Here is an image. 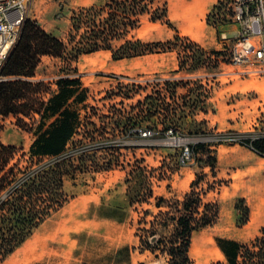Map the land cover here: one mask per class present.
Masks as SVG:
<instances>
[{
	"label": "rangeland",
	"instance_id": "374dc122",
	"mask_svg": "<svg viewBox=\"0 0 264 264\" xmlns=\"http://www.w3.org/2000/svg\"><path fill=\"white\" fill-rule=\"evenodd\" d=\"M137 3L138 11L144 10V14L139 17L138 27L130 29V23L135 19L133 0H35L23 34L45 31L66 45L68 50L62 57H41L35 76L23 79L35 84L43 83L42 93L37 99L45 102L50 98L51 92L57 91L55 83L60 78L79 80L82 89L88 91V99L84 104L86 108L81 111L79 135L70 142L65 154L73 156L76 166H82L65 179L64 190L68 201L83 194L101 193L100 185L106 183L104 180L110 181V186L113 185L110 192L119 195L126 191L127 195L130 187V197L135 199L139 196L138 199L143 200L147 195L144 185L151 177L155 197L165 198L172 213H175L185 195L192 191L191 184L197 179V174L205 175L206 179L200 183L198 191L204 193L205 203L218 204L219 216L212 226L194 232L190 257L194 264L225 262L217 239L250 245L262 236L264 229L250 226L251 218L246 225L240 223L243 208H239L241 204L238 201L244 199L248 206L247 198H242L247 186L238 181L234 183L231 173L236 169L221 171L222 164L220 166L218 161V153L222 150L252 151L254 142L264 140V73L258 76L244 74V69L232 65L233 39H223L220 46L214 48H202L183 42L181 38L172 42L144 40L149 34L161 33V23L167 24L169 29L171 27L165 21L167 10L164 1L152 5L145 4L142 0H137ZM83 9H93V13L97 14L96 20L101 25L110 18L118 17L116 21H120L121 26L116 38L111 41L113 52H118L115 58L133 51L136 41L150 47L149 52L139 57L122 59L136 60L135 73L128 76L114 74L117 70L113 66L105 67L103 64L100 67L96 58L88 55L73 61L71 49L82 34L91 30V26L86 25L78 33L73 27L74 16ZM217 9L211 25L220 29V37L229 35L234 27L230 1L221 0ZM72 36L77 38L74 43H71ZM113 52L111 63L114 65V62L121 60L115 59ZM157 54H166L164 63L169 61L171 68L176 63L178 70L170 74L163 73L161 68H158V72H144L145 66L150 67L151 71H157V67L161 66L162 59L154 57ZM197 61L200 62L199 66L193 70ZM4 66L0 70L1 77ZM166 75L170 79L163 80ZM150 96H153L152 99H147ZM153 103L157 104L162 116L149 119L150 110L154 109ZM167 105H170V109L177 110V115L181 117L179 130L183 138L191 139V149L194 151L197 145H206L210 153H195L192 162L183 165L181 151L177 148L165 145L145 148L138 144L140 138L133 132L139 129H152L155 133L154 143L165 139L163 120ZM229 109H233L235 121L242 123L244 130L213 128L210 122L202 120L204 115ZM38 120L39 115L33 113L30 116H0V139L4 145L16 148V156L11 165L20 163L21 166H27L28 153L36 139ZM223 136L234 138L235 141L219 142V138ZM213 157L217 158L216 178H213L210 168ZM138 167L145 170L147 177L140 188L134 187L137 179L129 177ZM190 175L193 176L192 182H189ZM127 179H130L128 185ZM215 181L220 184H214L213 189ZM226 196L229 198L225 199ZM156 202V199H152L148 203L128 207L132 231L135 229L138 233L139 229L150 228L149 223L155 221L156 217H161L160 212L170 211L167 207L157 209ZM146 212L149 213L148 216L145 215ZM161 223L160 218L157 220V240L169 236L173 229L174 223L169 228H164ZM139 234L145 235L143 232ZM208 241L212 244L211 253L199 251ZM99 246L102 247V244ZM217 249L222 256L217 255ZM136 250L135 262L130 264H168L169 258L164 254H159L158 257L151 251L145 254L140 246ZM97 264H103V261H98Z\"/></svg>",
	"mask_w": 264,
	"mask_h": 264
},
{
	"label": "trees",
	"instance_id": "16d2710c",
	"mask_svg": "<svg viewBox=\"0 0 264 264\" xmlns=\"http://www.w3.org/2000/svg\"><path fill=\"white\" fill-rule=\"evenodd\" d=\"M133 1L135 19L131 21L130 29L138 27L139 17L144 14V10L138 11L137 0ZM217 10L216 7L209 15V24L212 23ZM96 18L97 14L93 13V9H83L74 16L73 27L78 33L86 25L91 26V30L82 34L77 42L76 37H71V43L76 42L70 51L73 61L102 50L113 52L111 41L116 38L121 23L116 21L118 19L116 17L110 18L101 25ZM133 45H135L133 51L125 52L115 58L118 54L116 51L113 52V57L122 60L136 58L149 52L150 47L141 41H136ZM122 49L123 47L120 50ZM67 50L66 45L45 31L24 33L2 70V76L10 80L0 82V116L8 118L11 115L30 116L33 113L39 115L40 120L35 129L36 139L28 153L27 166H21L20 163L11 165L16 156V148L4 145L0 139V264L68 201L64 190L65 179L82 167L75 165L73 156H65V154L70 142L79 135L82 123L81 111L86 108L84 104L88 99V91L82 89L79 80L60 78L55 83L57 91L51 92L46 102L43 99H40V102L37 96L42 93L43 83L35 84L23 79H31L35 76L41 57H62ZM199 63V61L195 63L193 70L199 66ZM165 84L169 85L168 82ZM152 108L154 109L150 110L149 119L157 115L162 116L157 104L153 103ZM167 108L163 120L165 132L171 129L179 130L181 117L177 115V110L170 109V105H167ZM253 144L255 145L253 151L264 158V140ZM200 152L210 153L206 145H197L193 155ZM211 160V174L216 178L217 158L213 157ZM129 177L137 179L134 187L139 188L144 184L145 178L147 179L145 170L141 167L132 171ZM205 179V175L197 174V179L191 184L192 191L185 195L175 213H172V208L165 198L155 197L151 177L144 185L147 190L146 199H138L139 196L135 199L130 197L131 188L128 187L129 192L127 191L126 195L128 207L156 199L157 209L170 208V211L160 212L161 217H156L155 221L150 222V228L139 229V232L145 234L137 233L142 249L151 251L156 257L159 254L166 255L169 258L168 264H194L190 257L194 232L212 226L219 216L218 204L205 203L204 193L198 191L200 183ZM129 180L126 181L127 185L130 184ZM214 184L220 183L215 181L213 189H215ZM238 202L241 204L239 208L240 206L243 208L240 223L246 225L250 219V209L244 199ZM148 214L145 213L147 216ZM160 218L164 228L174 224L169 236L157 240V220ZM217 245L226 261L214 264H264V229L262 236L250 245H241L236 241L225 239H217Z\"/></svg>",
	"mask_w": 264,
	"mask_h": 264
},
{
	"label": "crops",
	"instance_id": "0c3cea01",
	"mask_svg": "<svg viewBox=\"0 0 264 264\" xmlns=\"http://www.w3.org/2000/svg\"><path fill=\"white\" fill-rule=\"evenodd\" d=\"M220 1L165 0L167 10L165 21L171 28L169 29L167 24L161 23L163 31L149 34L144 40L172 42L181 38L183 42L192 43L202 48L220 46L223 35L220 37V29L208 22L209 15L215 11ZM34 3L35 0L32 1L31 7ZM111 54V51L102 50L88 56L96 58L100 67L103 64L105 67L113 66L117 70L114 71V74L128 76L135 73L136 60L116 61L113 65ZM165 55L154 56L157 60L162 59V64L157 67V71L153 69L151 71L150 67L145 66L144 72L151 73L160 70L168 74L176 72L178 70L176 63L173 68L170 67L169 61L164 63ZM158 68L161 69L158 70ZM176 75L174 74V76ZM163 77V80L170 79L169 75ZM234 117L233 109L222 110V112L217 110L213 114L204 115L202 120L210 122L213 128L244 130L242 123H237ZM218 161L220 166L222 164L221 171L236 169L231 173L232 177L228 175L227 177L234 179V183L238 181L247 186L243 190L242 198H247L248 201L251 218L249 225L264 228V158L253 150L239 149L235 151L232 149L220 151ZM192 177L190 175L189 182H192ZM104 181L106 183L100 185L101 193L83 194L79 198L75 197L67 201L1 264H97L98 261H103V264L134 263V253L140 246V239L137 236V231L134 228L133 231L131 230L132 224L128 215L126 191L116 195L117 193L109 191L113 189V185L110 186L108 183L110 181ZM175 193L178 195L177 192ZM178 196L180 197V195ZM99 244H102V247ZM147 253L145 251V254Z\"/></svg>",
	"mask_w": 264,
	"mask_h": 264
},
{
	"label": "built area",
	"instance_id": "2783aa9c",
	"mask_svg": "<svg viewBox=\"0 0 264 264\" xmlns=\"http://www.w3.org/2000/svg\"><path fill=\"white\" fill-rule=\"evenodd\" d=\"M32 1L0 0V70L21 39ZM142 1L152 5L165 0ZM229 1L235 30L229 35H224L223 39H233L232 65L244 69L242 72L244 74L261 75L264 73V0ZM7 80L10 79L1 77L0 74V82ZM180 132V130L173 129L167 131L165 139L160 143H154L155 133L152 129L135 130L133 134L139 136L138 144L145 148L165 145L179 149L181 162L187 165L193 160L191 139L183 138ZM231 141H235L234 138L224 136L219 138V142Z\"/></svg>",
	"mask_w": 264,
	"mask_h": 264
},
{
	"label": "bare ground",
	"instance_id": "6f19581e",
	"mask_svg": "<svg viewBox=\"0 0 264 264\" xmlns=\"http://www.w3.org/2000/svg\"><path fill=\"white\" fill-rule=\"evenodd\" d=\"M5 53V52H4ZM255 216H256V214H255ZM255 216H254V218H255ZM211 247H212V244H211V242H206L204 245H203V247L199 250V251H201V252H206V253H211ZM216 253H217V255L218 256H222V254H221V252L217 249L216 250Z\"/></svg>",
	"mask_w": 264,
	"mask_h": 264
}]
</instances>
